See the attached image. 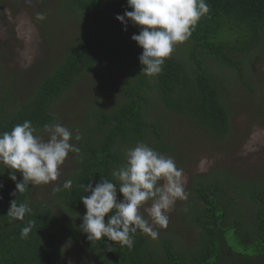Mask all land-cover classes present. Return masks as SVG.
<instances>
[{
	"label": "trees",
	"instance_id": "1",
	"mask_svg": "<svg viewBox=\"0 0 264 264\" xmlns=\"http://www.w3.org/2000/svg\"><path fill=\"white\" fill-rule=\"evenodd\" d=\"M108 1L63 0L61 4L78 20L79 16L92 15ZM207 3L210 12L200 19L189 37L193 62L170 55L160 73H142L139 56L143 49L131 38L140 29L129 22L125 31L116 19L118 14L132 10L127 0H121L117 12L108 14L97 29L89 30L67 47L30 99L16 101L11 96L13 86L0 83V133L10 132L25 120L43 133L44 125L59 120L58 101L87 72L100 69L101 65L115 67L133 61V70L126 78L132 77L124 83L122 98L110 110L95 112V119L88 126L89 137L77 145L80 152L74 153V158L79 165L66 179L74 181L72 189L56 192L59 203L70 211L69 217L55 211L50 202L36 200L31 184L27 191L13 196L16 182L10 179L12 170L0 163V264H66L68 242L92 252L90 261L80 264H264V179L247 182L232 175L225 181L205 176L196 180L186 217L189 223H195L199 233L196 245L191 247L172 237L157 244L137 232L129 248L107 239L90 241L80 228L86 212L80 197L86 193L79 185L95 186L102 176L113 180L112 171L125 162L127 150L139 142L158 152L168 148H163L167 144L166 127L159 117L153 116L150 106L153 93L164 109L186 117L213 139L228 132L231 111L223 96L228 78L211 69L198 52L214 57L218 66L237 73L246 84L243 66L254 48L264 46V0ZM16 175L18 181L22 180L19 172ZM14 199L28 203L32 209L24 221L7 215ZM247 207L249 216L244 214ZM27 220H35V227L22 239L20 232Z\"/></svg>",
	"mask_w": 264,
	"mask_h": 264
},
{
	"label": "rangeland",
	"instance_id": "2",
	"mask_svg": "<svg viewBox=\"0 0 264 264\" xmlns=\"http://www.w3.org/2000/svg\"><path fill=\"white\" fill-rule=\"evenodd\" d=\"M62 1L2 0L0 3V83L13 86L10 87L13 91L11 96L15 100L30 99L67 47L89 30L97 29L108 14L117 12L121 2L110 0L92 15L79 16L76 20L73 13L62 8ZM40 13L45 19H37ZM192 48L193 43L188 38L177 44L171 55L187 63L193 62ZM198 54L210 64L211 69L215 68L225 79L228 78L224 81L223 96L226 108L231 111L230 126L222 138L213 139L194 127L186 117L164 109L163 103L153 93L150 98L153 116L159 117L167 130V144L163 148H168L160 153L172 157L178 168L183 169L182 179L187 194V199H177L167 212L169 222L166 227L152 222L148 213L151 201L141 207L144 218L158 233L156 238L145 236L157 244L163 238L172 237L187 247L196 245L198 228L186 219L196 180L205 176L209 180L225 181L232 175L247 182L264 179V46L254 48L243 66L246 84L237 73L218 66L214 57L204 56L200 51ZM101 66L87 72L80 83L57 103V122L72 130L70 142L76 146L80 140L89 137L88 126L95 119V112L100 109L108 111L115 106L122 98L125 81L127 83L132 77L126 78L133 70V61H125L115 67ZM77 133L80 140L75 139ZM41 135L47 139V133ZM78 165L74 153H70L56 181L33 185L34 198L50 202L55 211H62L69 217L70 211L59 203L54 189L71 177ZM120 199H123L122 194ZM248 213L249 207L244 209L245 216H249ZM66 247V264L89 262L92 257V252L83 245L68 242Z\"/></svg>",
	"mask_w": 264,
	"mask_h": 264
},
{
	"label": "clouds",
	"instance_id": "3",
	"mask_svg": "<svg viewBox=\"0 0 264 264\" xmlns=\"http://www.w3.org/2000/svg\"><path fill=\"white\" fill-rule=\"evenodd\" d=\"M127 5L132 10L118 14L116 19L124 25L125 31L129 22L139 27V34H133L131 38L143 49L139 61L143 66L142 73L149 76L163 70L174 47L186 41L195 25L210 12L207 0H127ZM37 19H45L44 14H37ZM43 131L47 133V139L30 120H25L10 132L0 133V163L12 170L10 179L16 182L13 196L27 191L30 184L46 185L56 181L69 154L80 152L70 142L72 130L62 123L54 120L44 125ZM75 139H81L79 133ZM17 172L22 180L18 181ZM111 175L113 180L102 176L95 186L92 183L79 185L86 193L80 197L86 208L80 228L90 241L107 239L131 248L137 232L156 238L158 233L144 218L141 207L151 201L148 213L152 222L166 227L169 222L167 212L177 199H187L183 169L178 168L172 157L144 142L128 149L125 162ZM73 183L68 179L54 190H71ZM31 212L28 203H17L14 199L7 215L24 221L26 214ZM34 227L35 220H27L21 229V238H27Z\"/></svg>",
	"mask_w": 264,
	"mask_h": 264
}]
</instances>
